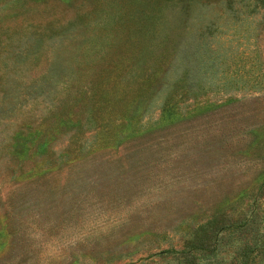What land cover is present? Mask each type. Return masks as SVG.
<instances>
[{
	"label": "rangeland",
	"instance_id": "374dc122",
	"mask_svg": "<svg viewBox=\"0 0 264 264\" xmlns=\"http://www.w3.org/2000/svg\"><path fill=\"white\" fill-rule=\"evenodd\" d=\"M25 1L15 16L0 19L2 30L17 27L19 20L27 32L66 26L67 20L85 14L93 3ZM197 4H191L189 16L198 14ZM214 7L202 9L208 10L205 15L210 16L215 9L221 10L219 3ZM161 17L163 23L154 24L151 32V44L156 45L150 46L152 51H159L163 45L159 43L168 36L179 42L178 50L190 52L192 49L184 48L199 43L193 20L183 22L184 15L177 8L165 9ZM244 17L235 27L239 36L232 35L229 28L225 35H217L218 45L223 47L221 55L230 63L238 53L246 61L245 68L264 74V23L259 27L260 14ZM96 33L94 30L90 35ZM22 38L18 36L14 45L22 44ZM68 50L59 54L42 50L32 71H23L25 66L18 64L15 68L20 69L10 77L29 79L52 63L62 66L69 62L67 57L76 58L74 50ZM250 64L253 67H248ZM222 75L228 77V73ZM174 80L175 76L165 77L163 91L140 119L143 133L132 139L122 138L121 143L88 153L92 131L85 129V151L78 159L31 179L17 177L7 158L1 156L0 264H153L154 257L146 261L139 257L169 246L176 240L175 230L203 218L223 201L236 203L231 201L234 193L252 180L260 166L255 155L248 157L241 151L249 144V128L264 122V91L253 92L249 84L233 90L217 78L199 87L191 83L188 92H196L197 99L230 100L208 113L162 126L158 107ZM61 88L57 86L50 98L42 97L28 105L34 107L35 113L46 112L53 104L51 98ZM178 89L179 86L173 92H180ZM178 98L174 95V100ZM192 98L188 93L178 99V107L185 110ZM152 122L155 124L148 127ZM126 133L125 129L123 134ZM68 134L56 140V152L66 144ZM150 230L165 231L168 237L150 236ZM108 245L111 249L105 251Z\"/></svg>",
	"mask_w": 264,
	"mask_h": 264
},
{
	"label": "trees",
	"instance_id": "16d2710c",
	"mask_svg": "<svg viewBox=\"0 0 264 264\" xmlns=\"http://www.w3.org/2000/svg\"><path fill=\"white\" fill-rule=\"evenodd\" d=\"M85 1L93 2L89 11L67 20L66 26L27 32L19 20L13 29L0 28V158L2 155L7 158L17 177H38L78 159L85 151V129L92 131L88 153L142 134L140 119L154 97L163 91L167 75L175 76V80L158 107L162 126L208 113L230 100V97L221 102L216 97L198 100L196 92H188L191 83L199 87L217 78L233 90L249 84L248 89L253 92L264 91V74L245 68L246 61L238 53L232 56L236 61L231 59L227 63L217 37L225 35L227 28L232 35L239 36L235 27L244 21V15L260 14V27L264 23V0ZM0 2L1 19L15 16L16 9L27 1ZM193 2L199 3V12L194 17L189 16ZM215 3L221 5V10L215 9L206 16ZM205 6L208 10L202 9ZM170 7L184 15L183 22L193 20L192 28L199 43L184 48L192 49L190 52L178 50L179 42L170 36L157 42L163 44L159 51L150 48L156 46L151 44L153 26L163 23L161 14ZM94 30L97 33L90 35ZM22 35L23 43L14 45ZM66 48L74 50L75 59L67 57L69 62L62 66L52 63L29 79L10 77L20 69L15 65H24L23 71H32L42 53H65ZM224 73H228L226 79ZM239 80L243 82L238 84ZM57 86L62 88L51 98L52 106L46 112L35 113L28 104L42 97L50 98ZM178 86L180 92H173ZM188 93L193 96L192 102L181 110L178 99ZM174 95L179 98L174 100ZM248 132L250 141L241 153L248 157L255 155L260 166L252 180L234 193L231 201L236 203L223 201L203 218L175 230V242L156 252L144 253L139 260L154 257L153 264H264V122L252 126ZM67 133L66 144L56 152L54 143ZM149 235L168 237L165 231L150 230ZM130 240L131 237L127 238L125 244ZM110 249L109 245L104 248Z\"/></svg>",
	"mask_w": 264,
	"mask_h": 264
}]
</instances>
